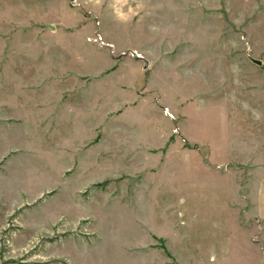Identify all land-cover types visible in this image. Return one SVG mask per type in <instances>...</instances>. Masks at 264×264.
Here are the masks:
<instances>
[{
	"label": "rangeland",
	"instance_id": "obj_1",
	"mask_svg": "<svg viewBox=\"0 0 264 264\" xmlns=\"http://www.w3.org/2000/svg\"><path fill=\"white\" fill-rule=\"evenodd\" d=\"M158 4L180 20L170 34L191 39L189 60L198 56L188 76L176 68L160 74L166 83L175 77L180 111L154 95L126 102L134 95H111L113 84L110 97L95 99L93 77L79 81L58 68L52 60L62 53L51 55L42 41L33 45L38 68L27 53L18 69L15 33L30 20L0 17L2 30L12 26L0 32V264H264L263 246L259 258L250 243L264 241V219L253 209L264 160V0ZM54 17L40 14L36 26L56 30ZM130 75L142 81L130 66L107 78ZM185 126L202 141L232 143L244 132L262 153L242 149L208 165L207 148L190 142Z\"/></svg>",
	"mask_w": 264,
	"mask_h": 264
},
{
	"label": "crops",
	"instance_id": "obj_2",
	"mask_svg": "<svg viewBox=\"0 0 264 264\" xmlns=\"http://www.w3.org/2000/svg\"><path fill=\"white\" fill-rule=\"evenodd\" d=\"M26 7H23L20 0H0V17L5 20H30L28 28L18 30L15 33V49L13 52L15 55H21V59L14 61V66L21 69V65L28 62L29 59L34 68H38L37 50L33 48V45L38 46V42L42 41V44L50 46V54L53 52L62 53L61 58L56 56V60L63 69L67 71L71 70L74 74H77L78 79L82 76H92V82L94 89V98H100L102 101L104 98L110 97L106 95L109 84H113L111 95L119 94L117 91H121L123 96L131 94L133 96L128 98V101H136V94L154 95L155 98H161L164 102L169 104L174 109L181 110V104L183 101L181 95L176 94V79L173 76H168L166 83L161 78V71L163 69L176 68L183 75H189V64L198 60V56L190 58L191 54V39L187 36L186 39L177 40L174 35V30L179 29L177 23L179 18L177 16H170L167 18L164 16L163 7L158 4L159 0H139L140 2L135 6L136 0H122L121 3H116V0H100L98 7H95L97 0H24ZM72 2V6L70 5ZM108 3V6L104 4ZM158 4V5H157ZM83 8L91 10V16L89 11H83ZM192 11V10H191ZM89 12V13H88ZM193 12V11H192ZM54 14V20L56 24V30L38 28L36 21L39 19L40 14L50 15ZM95 19L99 20V23L95 22ZM32 20L34 24H32ZM20 23V22H19ZM6 30L0 32L7 34L12 28L11 24ZM98 25L99 27H97ZM192 27L190 24L189 28ZM164 31H168L167 35H164ZM183 31V30H182ZM16 32V31H15ZM53 32V33H52ZM10 33V32H9ZM24 36V43L20 44L18 41ZM207 44L205 45V47ZM35 49L34 58L32 53ZM196 49V48H194ZM182 51L189 52L186 56L182 55ZM133 53L137 54L140 58L133 56ZM28 60V61H27ZM94 61H97V67L92 68ZM147 62V64L145 63ZM183 65H185L183 67ZM56 66V65H55ZM133 67L140 72L142 81L135 80L130 75L125 80H119V76L112 79H108V75H116L119 73L121 67ZM109 77V76H108ZM71 78V77H70ZM91 78V77H90ZM139 78V79H141ZM81 81V79H79ZM85 84V83H84ZM115 86V87H114ZM142 88L141 90H139ZM168 96H173L176 100L169 102L165 99ZM193 98L192 96L185 97L184 99ZM140 99V98H138ZM162 101V102H163ZM161 102V100H160ZM120 105L121 102H115L111 106ZM97 107H99L97 105ZM130 108V107H129ZM102 109V107L98 108ZM233 111L234 114H238L240 111ZM96 112V111H95ZM171 114V113H170ZM179 114V113H178ZM186 114V113H185ZM232 115L233 122L236 123L240 117V114ZM188 120L191 119V112L188 116ZM165 118H168L165 116ZM230 119V118H229ZM171 122V127L174 126V121L168 119ZM237 125V124H236ZM188 126V125H187ZM185 126L184 135L190 142H196L200 146L207 148V164H215L216 167L219 163H225L230 159H237L239 156V150L250 151L249 154L259 156L262 151L260 145L252 146L246 145L244 140L245 133H236L233 148L225 146V143L229 141L218 140L216 138L207 139L205 141L198 140L195 136H192L191 132L187 131ZM171 129H168V133ZM123 142V141H121ZM164 143L160 147H165L168 143V139L163 141ZM256 144V143H255ZM129 146V145H128ZM139 146L150 147L152 145L145 144L144 141ZM181 146V140H176L171 144L174 150ZM226 157H225V156ZM255 158V156L253 157ZM219 159V160H218ZM260 171L259 183H257L256 193L254 190V211L257 214L259 220L264 219V160L259 159ZM216 167H214L216 169ZM213 168V169H214ZM223 174V173H222ZM230 176V175H229ZM260 196V198H259ZM258 197V198H256ZM264 222V220H263ZM250 241V240H249ZM255 247H258V256L260 258L261 245L264 248V241L259 240L258 243L251 242ZM260 264V263H259Z\"/></svg>",
	"mask_w": 264,
	"mask_h": 264
},
{
	"label": "water",
	"instance_id": "obj_3",
	"mask_svg": "<svg viewBox=\"0 0 264 264\" xmlns=\"http://www.w3.org/2000/svg\"><path fill=\"white\" fill-rule=\"evenodd\" d=\"M133 56L136 58H140L139 56H137V54L133 53ZM145 63L147 64V62L145 61Z\"/></svg>",
	"mask_w": 264,
	"mask_h": 264
}]
</instances>
